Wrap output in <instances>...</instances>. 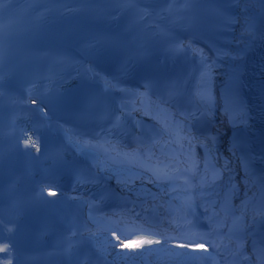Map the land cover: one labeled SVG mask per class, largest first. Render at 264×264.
I'll use <instances>...</instances> for the list:
<instances>
[{
	"label": "bare ground",
	"instance_id": "6f19581e",
	"mask_svg": "<svg viewBox=\"0 0 264 264\" xmlns=\"http://www.w3.org/2000/svg\"><path fill=\"white\" fill-rule=\"evenodd\" d=\"M233 3V9L230 12V34L227 36V45L220 52L228 53L227 56H221L218 59V54L214 55V53H202L201 49H197V59L200 62L201 72H200V80L198 84L199 88V102L201 104L202 109L205 111L207 123H203V125L198 126L195 129L196 134H210L213 142V149L216 157L224 164L225 168V177L216 178L215 182L212 184L211 191L209 194H202L199 200L205 205L206 209L211 210V213L217 214V226H221L225 233L222 236H217L216 242L221 249L226 248V244L231 245L228 241V238H224L226 232L233 226L232 220H226L222 214H227L225 209L219 206L221 202L219 191L223 189V185L236 180L240 185L236 187L235 200L239 203L240 207H245L244 210L248 218L251 219V215L253 214V203L256 202L258 197L257 207H259L262 203L261 197H263V192L255 195L257 186L253 185L254 179L248 174L245 170V165L236 157L234 152V141L233 137L236 133V130L241 125V115L238 114L237 108L233 109V114H228L225 110L224 103L225 99L231 97V90L228 89L230 83L228 81L231 79V75H234L236 72V68L242 59V51L246 49L249 44L251 30H249L248 25L251 23V27H255V17L257 16V10L261 7L264 0H229ZM256 12V13H255ZM247 22V24H246ZM16 36L12 38L14 42ZM105 82L107 80H104ZM16 95L17 93H12ZM21 102V98L18 100ZM147 100L143 98V106L146 107ZM33 103V101L31 102ZM156 109H158V105L156 104ZM22 112V109H20ZM26 118L31 119V116L22 113ZM153 116V113H150ZM169 117H172L171 113H168ZM125 120L127 117L124 118ZM169 121V119H167ZM173 125L178 122L176 117L173 116ZM192 122H195V119H192ZM166 125V120H163L161 125ZM209 124V125H208ZM30 126V124H29ZM32 132L33 129H30ZM186 133H189L190 127L187 126L185 128ZM174 132V130H173ZM193 134L192 132L190 133ZM25 141L26 139L21 136ZM134 137L131 134L130 139H126L120 145H117L113 148V151H116V148L119 149L120 152L124 153L125 150L122 146L126 147V155H125V165L128 164V160H130V150L134 143L131 139ZM67 139L70 140V143L73 140V137L70 133L67 135ZM92 140L89 139L84 142L81 146L77 142H72V147L74 152L77 154H82V150H89L91 152L92 158L96 160L97 165H102L104 168L108 170L106 173H112V170H117L113 165L104 161V152L105 146L91 144ZM128 142V144H126ZM147 146H145L146 148ZM117 164V162H114ZM139 168V163L135 167H130L131 177H127L126 179H122L119 176L118 184L122 187V189L126 192V198L129 199V195H132L134 199L141 201L142 196L147 193V191L154 192L155 190L152 187L148 188V185L143 186L140 180H135V172L136 169ZM123 168H120L118 171L121 173ZM109 178V177H108ZM208 187V180L205 188ZM158 190V188H157ZM160 195L159 191L155 193V196L150 199L147 197V200H150V203H153L154 200ZM41 196L44 198L46 195L41 192ZM213 196L216 197V200L213 201ZM146 201V197H144ZM223 207V204H222ZM47 212V210H45ZM138 214V210L133 211ZM259 212H255L257 214ZM110 218V213L107 212L106 215L100 216V213H94L91 211L87 220H89L88 225L89 228L82 227L77 232L81 235L84 240H91V243L95 246L96 250H100L105 253L107 259L113 258L118 264H152L161 261V256L159 247L160 245H143L138 247L136 243L130 242L129 238L122 239L123 244L118 245L116 239L113 234H116L118 228L110 227L107 218ZM123 215L119 212V221L123 219ZM132 223L134 224L138 218H131ZM222 220V222H220ZM256 221V217L253 219ZM102 221V222H101ZM95 222H101V225L98 227ZM122 221L121 223H123ZM94 223L96 226L92 225ZM107 224V226H106ZM15 232L20 233L22 227H13ZM219 231V229H217ZM223 232V231H222ZM38 234V233H37ZM20 238L25 235H28V232H23L19 234ZM34 234H32L33 236ZM222 237V242H220V238ZM17 238V237H16ZM12 239V238H11ZM106 248L107 251H103L102 249ZM188 248V247H186ZM36 249V247H33ZM197 248L186 249V253H190V255L197 254ZM249 250L247 246L244 249V253L248 254Z\"/></svg>",
	"mask_w": 264,
	"mask_h": 264
},
{
	"label": "snow or ice",
	"instance_id": "6c2138e0",
	"mask_svg": "<svg viewBox=\"0 0 264 264\" xmlns=\"http://www.w3.org/2000/svg\"><path fill=\"white\" fill-rule=\"evenodd\" d=\"M190 6V0L189 2H186V5H185V10H187V8ZM247 24V22H246ZM248 28L250 30L251 28V25H248ZM228 53L226 52H219L218 50V59L221 57V56H227ZM30 141H26V143H29ZM114 238L116 239L118 245H122L123 244V241L120 239V237L117 235V234H113ZM137 241H138V244L137 246L140 247V246H143V245H152V244H159L160 241L158 240H153V239H150V238H146V237H137L136 238ZM167 237H165V244H167ZM181 247H197L196 245H181ZM213 247L215 248L216 245L213 244ZM199 249H202L204 250V252L206 253L207 252V249L205 247H203V245L201 244L200 247H198ZM103 251H107L106 248L102 249ZM9 251V246L7 244H3V246H0V252H7ZM176 255H183L182 253H176ZM246 259V258H245Z\"/></svg>",
	"mask_w": 264,
	"mask_h": 264
},
{
	"label": "clouds",
	"instance_id": "9594fccd",
	"mask_svg": "<svg viewBox=\"0 0 264 264\" xmlns=\"http://www.w3.org/2000/svg\"><path fill=\"white\" fill-rule=\"evenodd\" d=\"M0 246H3V244L0 245ZM3 264H11V260L10 259L9 260H6V261L3 262Z\"/></svg>",
	"mask_w": 264,
	"mask_h": 264
}]
</instances>
